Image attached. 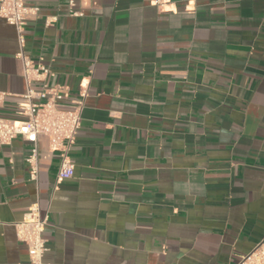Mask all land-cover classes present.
<instances>
[{
  "label": "crops",
  "instance_id": "0c3cea01",
  "mask_svg": "<svg viewBox=\"0 0 264 264\" xmlns=\"http://www.w3.org/2000/svg\"><path fill=\"white\" fill-rule=\"evenodd\" d=\"M30 6L23 46L0 19L2 114L22 119V51L67 105L87 97L72 179L56 186L45 136L37 180L33 144L0 146V264H30L15 225L33 205L45 264H240L264 242V0Z\"/></svg>",
  "mask_w": 264,
  "mask_h": 264
},
{
  "label": "built area",
  "instance_id": "2783aa9c",
  "mask_svg": "<svg viewBox=\"0 0 264 264\" xmlns=\"http://www.w3.org/2000/svg\"><path fill=\"white\" fill-rule=\"evenodd\" d=\"M31 0H0V19L15 27L19 42L23 46V30L27 18L34 14ZM70 4L73 6L74 2ZM74 15H77L76 13ZM80 15V14H79ZM23 65V77L26 92L17 109L22 119H11L2 114L7 94L0 90V146H10L21 137L34 145L30 155L25 159L30 169V177L37 180L39 174L38 138L45 136L49 140L50 151L58 153L60 165L56 175V186L72 179L75 165L70 153L75 146L82 126V112L87 92L83 89L70 104V90L61 85L48 84L53 76L50 66L33 60L23 51L19 54ZM40 84V90L34 88ZM49 223L48 214H42L38 205H33L22 222L17 223L18 240L28 247L30 264H45L44 257L49 251L44 232ZM240 264H264V242L243 257Z\"/></svg>",
  "mask_w": 264,
  "mask_h": 264
}]
</instances>
